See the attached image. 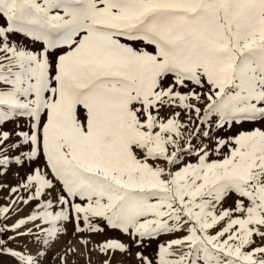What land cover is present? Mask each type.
<instances>
[{"label": "snow or ice", "instance_id": "6c2138e0", "mask_svg": "<svg viewBox=\"0 0 264 264\" xmlns=\"http://www.w3.org/2000/svg\"><path fill=\"white\" fill-rule=\"evenodd\" d=\"M13 165V264L69 223L129 237L88 249L102 264L146 240L139 264H264V0H0V178Z\"/></svg>", "mask_w": 264, "mask_h": 264}, {"label": "rangeland", "instance_id": "374dc122", "mask_svg": "<svg viewBox=\"0 0 264 264\" xmlns=\"http://www.w3.org/2000/svg\"><path fill=\"white\" fill-rule=\"evenodd\" d=\"M162 115H167V113H162ZM23 123V121H21ZM6 127H11V125H8ZM244 128H251L253 125L251 124H245L243 125ZM237 131L235 127H233L231 130L224 129L214 132L212 135L213 137L218 136H231ZM193 143H197L196 141H193ZM203 143L209 144L210 146L213 145V141L210 139H204ZM226 151V149H225ZM215 158V157H213ZM38 164H42V161H37ZM14 170L15 165H13V169L9 171L8 175L5 177L0 178V181L7 183L9 185H14L18 182L17 178H14ZM28 169H22L20 171V175H24V171H27ZM8 190L4 189L3 191H0V205H3L5 201V197L8 196ZM228 203H231V201H228ZM31 208V205L28 207H23L22 211L19 212V216H24L28 213L29 209ZM17 216L13 215L11 219L7 220L6 223L11 224ZM0 223H4V221H0ZM11 234V233H9ZM81 237H86L90 239V243L88 244L87 248L80 242ZM108 237H118L120 240H122L125 243H131L129 240V237L122 235L118 231H110L105 230V233L103 235H90L88 233H74V228L71 223L67 225V234L61 235L56 242L51 246L50 250L47 252V255L42 260V264H61L60 257H65L67 264H102V261L106 258L105 256L101 255L98 251L93 250L90 253L88 252V249H91L94 247L95 244H98L99 242L103 241L104 239ZM166 237H161L160 240H164ZM159 241L152 240V241H145L144 245L142 247H137L134 243L131 244V250L130 253H117L115 257L112 260V264H139V261L136 258V253L138 251H143L146 256H152L153 253L156 250L157 243ZM3 260V264H13V262L7 257L0 258Z\"/></svg>", "mask_w": 264, "mask_h": 264}]
</instances>
